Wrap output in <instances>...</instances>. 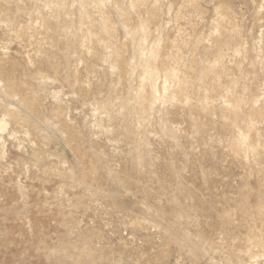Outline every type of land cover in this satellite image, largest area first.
<instances>
[{
    "label": "rangeland",
    "instance_id": "obj_1",
    "mask_svg": "<svg viewBox=\"0 0 264 264\" xmlns=\"http://www.w3.org/2000/svg\"><path fill=\"white\" fill-rule=\"evenodd\" d=\"M262 244L264 0H0V264Z\"/></svg>",
    "mask_w": 264,
    "mask_h": 264
},
{
    "label": "bare ground",
    "instance_id": "obj_2",
    "mask_svg": "<svg viewBox=\"0 0 264 264\" xmlns=\"http://www.w3.org/2000/svg\"><path fill=\"white\" fill-rule=\"evenodd\" d=\"M258 245V244H257ZM262 247H264V244H262ZM250 256L253 258V257H256L257 255H255V254H250ZM257 260H259L258 258H256ZM260 264H264V260H262L261 259V262H260Z\"/></svg>",
    "mask_w": 264,
    "mask_h": 264
}]
</instances>
